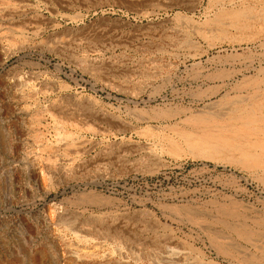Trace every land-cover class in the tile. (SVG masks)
Here are the masks:
<instances>
[{
	"label": "rangeland",
	"instance_id": "obj_1",
	"mask_svg": "<svg viewBox=\"0 0 264 264\" xmlns=\"http://www.w3.org/2000/svg\"><path fill=\"white\" fill-rule=\"evenodd\" d=\"M236 1L0 0V264H264V167L197 121L214 69L264 80Z\"/></svg>",
	"mask_w": 264,
	"mask_h": 264
},
{
	"label": "bare ground",
	"instance_id": "obj_2",
	"mask_svg": "<svg viewBox=\"0 0 264 264\" xmlns=\"http://www.w3.org/2000/svg\"><path fill=\"white\" fill-rule=\"evenodd\" d=\"M207 4L208 7L221 18L233 13L234 10L237 9L238 2L236 0H208ZM249 71V68L235 69L229 68L228 65L225 64L221 68L214 69L207 77L206 81L207 83H213L210 87L214 89V93L218 97L220 96L218 103L223 104V107H221L220 104L219 107L215 106L213 110L207 111L209 116H199L197 121H199L204 128V135L202 137L208 139L216 134L214 138H217L218 143L215 142V144H218L226 150L240 152V157L244 160L245 158H251L250 165L253 167H264V162H262L260 158L261 154L264 153V115H258L259 117L256 116V112L261 110L263 106L259 99L264 97V85H262L264 84V80L253 76L249 77L247 75ZM250 101H253L252 104L249 103ZM246 106L250 107L248 108L249 111ZM158 115L161 117L163 113L159 112ZM225 132L232 134L225 136L223 135ZM241 137V142L239 141L238 143L235 141L236 139L240 140ZM173 252L172 249L168 251L170 260L174 257L172 256L173 254L171 255ZM85 253L86 251L84 255H86ZM176 256L178 255L176 254ZM94 257L92 256L91 258ZM62 258L64 262L71 264H86L84 260H88V258L84 259L78 254L77 250H71L68 254L64 253ZM108 258V256L104 255L102 260L107 262L109 260ZM87 264L89 263L87 262ZM91 264H93V262Z\"/></svg>",
	"mask_w": 264,
	"mask_h": 264
}]
</instances>
